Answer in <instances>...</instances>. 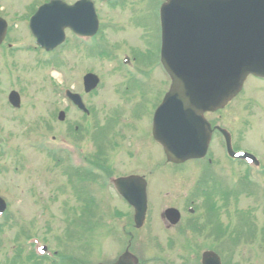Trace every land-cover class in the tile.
Segmentation results:
<instances>
[{
  "label": "rangeland",
  "instance_id": "rangeland-1",
  "mask_svg": "<svg viewBox=\"0 0 264 264\" xmlns=\"http://www.w3.org/2000/svg\"><path fill=\"white\" fill-rule=\"evenodd\" d=\"M41 1L0 0V12L12 19L7 37L0 45V197L7 206L5 217H0V264H33L27 258L33 248L27 237L35 235L48 249L76 255L83 264L112 262L125 247L122 227L133 233L130 252L142 264H152L147 262L150 257H162L170 264H185L186 259H190L185 246L189 245L190 239L196 238L188 235L186 229V224L194 221L187 212L188 201L192 198L188 195L200 189L212 190L214 184L222 183L219 180L204 187L205 183L201 181L209 172L213 177L216 175V180L223 179L225 184L219 190L233 185L228 188L238 191L236 178L242 175L241 168L227 162L226 171L222 167L206 169L190 161L175 166L165 160L161 148L151 141L150 120L165 92L166 81L156 51L151 46L153 41L155 45L152 27L155 29L156 22L152 23L150 5L140 0H94L101 35L93 48L98 47L102 54L96 50V54L90 55L87 52L89 45H85L86 50H80L74 43L68 45L67 39V47L61 45L48 55L33 45L25 17L30 14L33 4ZM65 1L72 3L76 0ZM140 15L142 18L138 21ZM145 15L147 17L143 18ZM147 18L153 26H147ZM2 46L11 49L13 54ZM124 54L130 56L134 72L120 66ZM51 58L55 59L52 61ZM87 72L95 73L100 80L97 88L86 94L81 82ZM244 86L242 94L222 112V118L231 129L236 146L264 155V83L249 79ZM61 87L81 94L84 103L92 110L88 118L62 98ZM11 90L17 91L21 97L17 111L7 101ZM59 111L65 112L63 122L57 120ZM131 115L134 124L127 117ZM218 116L219 113L211 114L210 118L217 121ZM95 117L99 125L106 123L111 130L108 125L99 129ZM75 125L78 126V136L68 131ZM85 125L90 134L80 131ZM236 128H239L237 134L234 132ZM70 134L77 136L78 140ZM92 137L102 147L104 153L99 152V155L102 161L111 165L113 173L133 169L145 175L148 200L156 207L158 215L153 214V208L148 209L145 224L137 232L129 228L133 223V211L118 203L110 185L104 181L105 174L96 180L91 177L80 182L75 174L67 172V159L61 153L65 144L76 141L85 155L94 157ZM218 149V141L214 138L211 153L213 151L220 161ZM104 155L110 157L109 162ZM65 160L67 169L64 168ZM106 172L112 174L108 167ZM75 186L83 189L82 196L74 190ZM239 196L241 202L247 197L240 193ZM212 197L208 200L211 209L201 219L203 224L208 221L219 224V215L213 208L216 201L212 202ZM87 198H92V203ZM195 200L197 207L200 198ZM246 203L234 202L232 208L235 211L229 213L228 218L231 226L249 224L250 215L238 211L239 206L249 209V200ZM77 206L84 207V211L80 212ZM169 206L179 209L182 219L177 226L167 229L158 216ZM183 225L185 229L180 228ZM231 229L226 225L224 231L228 233L226 231ZM184 230L187 233L182 235ZM150 236L156 239L155 246L149 242ZM174 238L176 243L179 240L178 246ZM168 239L174 243L165 248L163 244H168ZM226 244L224 256H227L228 264H236L238 253L234 255V251L240 247L228 239ZM208 245L200 241L201 249ZM245 245L243 254L245 250L250 251L249 247L244 248Z\"/></svg>",
  "mask_w": 264,
  "mask_h": 264
},
{
  "label": "water",
  "instance_id": "water-1",
  "mask_svg": "<svg viewBox=\"0 0 264 264\" xmlns=\"http://www.w3.org/2000/svg\"><path fill=\"white\" fill-rule=\"evenodd\" d=\"M161 17L162 61L172 83L155 112L153 135L167 161L180 163L206 151L210 129L202 114L223 107L248 73L264 76V0H167ZM67 26L93 34L97 28L93 2L80 0L68 6L53 1L41 6L30 21L32 32L46 48L61 42ZM5 30L0 26V42ZM84 83L88 91L97 78L87 74ZM9 100L19 106L16 92L10 93ZM58 118L63 120L64 113ZM131 184L140 190L138 203L133 204L135 220L141 223L146 207L144 183L134 178L119 180L121 189ZM118 264H123L122 258Z\"/></svg>",
  "mask_w": 264,
  "mask_h": 264
},
{
  "label": "flooded vegetation",
  "instance_id": "flooded-vegetation-1",
  "mask_svg": "<svg viewBox=\"0 0 264 264\" xmlns=\"http://www.w3.org/2000/svg\"><path fill=\"white\" fill-rule=\"evenodd\" d=\"M237 97L238 95L235 98ZM226 108L227 107H225L222 110H218L217 112L215 111L212 113V114L219 113L217 121H212V119L210 118V115H211L210 113H206L207 115L206 114L205 115H206V119L212 125H218L221 127H225L227 130L230 131L231 129L229 127L227 128L222 118L223 116L222 112L225 111ZM133 117L134 116L132 115L128 118H131L129 120H131V123L134 124ZM95 120L96 122L98 121L97 119ZM72 128L75 131H77L78 126L76 125L73 127L71 126V129ZM238 129L239 128H236L234 130L236 134L238 133ZM111 132H114V131H111ZM129 134L131 135V132ZM213 137L216 138L218 141L222 142V140L220 139V137L218 136L216 132H214ZM139 139L141 142L143 141L141 137ZM230 140L234 146L232 147L234 150L242 149L241 147L236 146L233 143L232 137H230ZM92 142H94V144L97 143L95 141H92ZM131 144L132 143H130V146ZM96 145L97 147L94 153L95 156L93 158H88V159L85 158L86 163L91 165V170L93 172H98L99 170H101L98 154H99V151L102 150L101 149L102 147H100L98 143ZM220 145L222 147V144ZM74 149H77L79 154L82 155L83 148L82 146H80L79 143H76V142L74 143ZM245 150L253 154L256 157V159L253 160L252 164H247V162H245L242 159L234 160V159L227 158L228 161L234 162L233 164L234 166H236L237 168L240 167L242 170V175L236 178L238 182V189H239L238 191L234 192V190H231V189L219 190V188L222 187L221 184L220 185L214 184L215 182H218L219 180H216L215 177H213L210 174H206L203 180L206 183V185H208V183H211L212 185L214 184L213 189L207 190V191L200 189V190H197L196 193L188 195V196L192 195V198L188 201L189 205L187 206V212L193 216L191 218L194 221L186 224V229L189 232L188 235L195 236L196 238L190 239V246H191L190 247V259L186 262V264H202V254L204 252L209 251V250L218 251L220 245L227 243V237L224 231L226 227V222H225L226 221V209L232 208V206L234 205V202L238 203L239 205H244V204L247 205L246 203L247 200H249V203H248V206H250L249 209H246V208L243 209L242 206L238 207V211L243 210L250 215V221H249V224L244 225V226H239L238 224L236 225L237 226L236 227V237L234 238V242L241 247L240 249L241 254L238 255L236 259V264H242L243 256L249 259V261H251V264H264V155L261 153L259 154V152L254 151V150H250V149H245ZM62 152L64 155H66L67 147H65ZM82 158H83V155H82ZM82 158H80L81 165L83 164ZM68 161L69 159H67V162ZM64 168L67 169L66 162H64ZM82 170H83V167L77 166L75 168H72V171H74L75 173L82 172ZM132 171L133 169L128 172L126 171L125 173L121 175H117L116 177H127L131 175H137V176H141L145 178L144 174L137 173L135 171L132 172ZM239 193L241 195L247 196L246 198H242V202H241ZM200 195H203L202 198ZM211 195L213 196L212 202L216 201V203L213 204V208L217 210V213L219 215V220H218L219 224L211 222V221H208L207 223H204V224L201 223L202 217L206 216L207 211L211 209V208H208L209 206L208 202H210L208 200H210ZM199 198H200V203L196 207L195 199H199ZM243 199H246V201L243 202ZM162 211L159 213L158 217L164 220V216H163L164 214L162 213ZM223 217H225V221L223 220ZM211 223H213L214 225L213 227H211ZM164 225L167 229L177 226V224L172 226L166 220H164ZM129 228L134 229L137 232L141 228H143V226L139 229H136L135 227H133V223H130ZM180 228L185 229V225H183V227H180ZM121 230H122V233H123L122 235L124 236V239H126V243H125V247L123 248V251H121L116 257V259L112 261L113 263L122 256L121 254H127L129 252L132 241L134 240V235L131 231H125L126 230L125 227H122ZM187 230H184V232H182L181 234L182 235L183 233L186 234ZM200 234L205 235V237L200 238L199 237ZM200 241L209 243L208 247L205 248L204 250L201 249ZM211 244L215 246L211 247ZM244 244H246L244 248H247V247L250 248V251L245 250V254L242 253V247ZM141 263L142 262H140V264ZM221 263L227 264V261L224 257L221 258Z\"/></svg>",
  "mask_w": 264,
  "mask_h": 264
}]
</instances>
